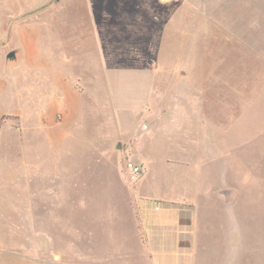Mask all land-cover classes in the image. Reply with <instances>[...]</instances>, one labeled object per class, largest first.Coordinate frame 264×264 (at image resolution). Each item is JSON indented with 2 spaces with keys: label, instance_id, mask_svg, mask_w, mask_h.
I'll return each mask as SVG.
<instances>
[{
  "label": "rangeland",
  "instance_id": "obj_1",
  "mask_svg": "<svg viewBox=\"0 0 264 264\" xmlns=\"http://www.w3.org/2000/svg\"><path fill=\"white\" fill-rule=\"evenodd\" d=\"M61 24L65 37L82 25L84 43L60 45ZM31 35L71 77L100 60L106 102L75 96L66 109L87 115L65 118L45 100L49 70L31 71ZM187 157L200 221H238L239 264H264V0H0V264H80L68 256L88 247L136 258L128 197L165 191L166 161ZM128 158L145 168L137 191ZM219 187L238 193L231 211H209Z\"/></svg>",
  "mask_w": 264,
  "mask_h": 264
},
{
  "label": "crops",
  "instance_id": "obj_2",
  "mask_svg": "<svg viewBox=\"0 0 264 264\" xmlns=\"http://www.w3.org/2000/svg\"><path fill=\"white\" fill-rule=\"evenodd\" d=\"M64 26V24L59 25V30L63 35ZM68 27H70L69 35L67 37L64 35L65 38H63L60 45L70 47L72 42L76 45H79L80 42L82 44L84 32L88 30L82 28V25L70 24ZM35 36L31 35L28 41L30 60H32L31 71H37L43 67L49 70L48 75L45 77L47 85L46 101H57L65 118L73 114L78 118H84L87 115L86 112L66 109L68 102H71L75 96L79 98V96L92 93L91 98L93 97L92 99L97 102L99 107L102 101L106 102L102 96L105 83L102 80L104 74L100 60L90 65L93 66L95 71L94 77L92 75V77L85 79L82 74L71 77L63 65L61 68L47 65V61L45 62L39 54L38 42ZM96 71L98 72L96 73ZM37 78L40 77L35 75V81L31 82V85H38ZM78 83L82 86L81 91H77L75 88ZM92 87L91 92L90 88ZM181 101L184 100L178 97L174 99V102ZM92 112H96V110ZM141 121L142 125L140 124L138 128L143 133L149 129V125H145L146 121L143 118ZM76 123V125H64L66 127H59L58 129L69 135L73 128L77 130L86 128V126L81 125L80 121ZM143 125H145V128H142ZM98 132L99 139H102L104 137L103 133L100 130ZM135 138L137 139V137ZM120 139L122 138H116V143ZM185 139L189 138L185 137ZM189 145L191 146L192 143ZM186 146H182L181 150L187 151ZM166 162L168 164L166 167L172 168L176 173L167 175V180L164 183L167 187L165 191L143 188L140 192L141 196L134 199L135 206L131 202V196L127 200L133 220V231L139 238V244L142 248L136 258L133 256V252L130 255L126 252L128 253L127 256L117 255L115 259L102 261L99 258L96 259V256L90 255L93 250L89 247L84 251L78 250L77 256L69 255L68 258L71 260L77 259L80 264H206L209 258L216 261L217 264H239L242 239L240 223L235 220L233 224L231 223L232 225H230L231 221L229 222V220L225 224L219 222L213 225L209 221L201 222L199 217L200 207L197 202L199 195L197 178L192 174V165L188 157ZM137 190L136 187L135 191ZM207 195L211 201V204L207 205L208 209H211L209 211L215 210L216 203H219L220 211L225 209L231 211V205L238 193L219 187L216 190H209ZM214 230L219 231L217 235L221 238L211 241L210 237L214 236ZM223 247H226L225 255L223 254ZM200 248L206 252V255L200 253ZM59 257L58 262H63V255L59 254Z\"/></svg>",
  "mask_w": 264,
  "mask_h": 264
},
{
  "label": "built area",
  "instance_id": "obj_3",
  "mask_svg": "<svg viewBox=\"0 0 264 264\" xmlns=\"http://www.w3.org/2000/svg\"><path fill=\"white\" fill-rule=\"evenodd\" d=\"M125 169L127 170V176L130 183L136 188V182L142 177L144 174V165L134 162L129 158L125 162Z\"/></svg>",
  "mask_w": 264,
  "mask_h": 264
},
{
  "label": "water",
  "instance_id": "obj_4",
  "mask_svg": "<svg viewBox=\"0 0 264 264\" xmlns=\"http://www.w3.org/2000/svg\"><path fill=\"white\" fill-rule=\"evenodd\" d=\"M15 55H16V52H15L14 50H12V51H10V52L8 53V57H9V58H13V57H15ZM117 147H118V148L120 147L119 143H118Z\"/></svg>",
  "mask_w": 264,
  "mask_h": 264
}]
</instances>
